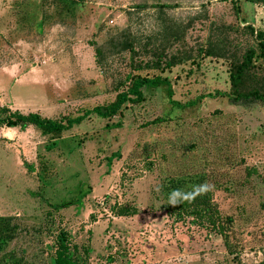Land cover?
I'll list each match as a JSON object with an SVG mask.
<instances>
[{"label": "rangeland", "instance_id": "374dc122", "mask_svg": "<svg viewBox=\"0 0 264 264\" xmlns=\"http://www.w3.org/2000/svg\"><path fill=\"white\" fill-rule=\"evenodd\" d=\"M245 25L264 32V1L0 0V107L74 116L137 71L177 103L156 88L59 137L0 127L6 250L52 264L62 230L83 264H264V103L229 99L230 68L257 53ZM247 77L264 92L263 59ZM169 179L214 185L213 228L172 213Z\"/></svg>", "mask_w": 264, "mask_h": 264}, {"label": "trees", "instance_id": "16d2710c", "mask_svg": "<svg viewBox=\"0 0 264 264\" xmlns=\"http://www.w3.org/2000/svg\"><path fill=\"white\" fill-rule=\"evenodd\" d=\"M249 1L263 2L264 0ZM245 28L254 35L257 53L253 50H247L243 54L241 61L230 68L228 79L233 96H230L229 99L234 103L251 99L264 103V92H258L254 88L247 91L243 90L244 84H247V73H249L252 67L253 59L259 58L264 60V32L254 30L249 25H245ZM124 83L123 88L115 93L109 102L92 106L89 109H81L74 116H63L59 119L44 118L32 113L21 114L17 111H9L5 107H0V127L22 129L31 126L43 135L59 137L62 132L68 131L73 126L80 124L91 114L100 119L112 118L120 111L124 104L137 105L143 101L146 94L156 88L163 89L168 103L173 107L177 106V103L170 99L169 81L156 72H134L126 77ZM196 184L201 183L199 180L194 179H169L163 188L168 195L173 188L188 189L191 185ZM171 208L172 213H175L178 218L181 215L190 216L201 227H206V224H210V227L213 228L216 224L217 214L208 192L203 196L197 197L191 204L184 203L178 207ZM15 231L16 227L11 223L10 218L0 217V264H20V259L16 258L12 252L6 250L9 242L14 237ZM52 264H83L70 252L67 235L62 230L55 237Z\"/></svg>", "mask_w": 264, "mask_h": 264}, {"label": "clouds", "instance_id": "9594fccd", "mask_svg": "<svg viewBox=\"0 0 264 264\" xmlns=\"http://www.w3.org/2000/svg\"><path fill=\"white\" fill-rule=\"evenodd\" d=\"M214 188L209 182L191 185L188 189L173 188L168 193V205L175 208L184 203H193L197 197L207 194Z\"/></svg>", "mask_w": 264, "mask_h": 264}]
</instances>
